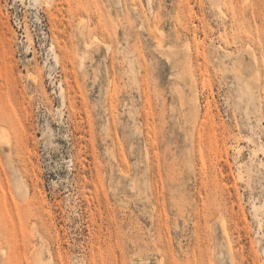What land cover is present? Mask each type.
<instances>
[{"label": "rangeland", "instance_id": "obj_1", "mask_svg": "<svg viewBox=\"0 0 264 264\" xmlns=\"http://www.w3.org/2000/svg\"><path fill=\"white\" fill-rule=\"evenodd\" d=\"M0 264H264V0H0Z\"/></svg>", "mask_w": 264, "mask_h": 264}, {"label": "bare ground", "instance_id": "obj_2", "mask_svg": "<svg viewBox=\"0 0 264 264\" xmlns=\"http://www.w3.org/2000/svg\"><path fill=\"white\" fill-rule=\"evenodd\" d=\"M196 47L199 49L200 48V45L196 43ZM7 115V114H6ZM2 126V125H1Z\"/></svg>", "mask_w": 264, "mask_h": 264}]
</instances>
